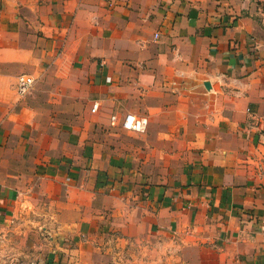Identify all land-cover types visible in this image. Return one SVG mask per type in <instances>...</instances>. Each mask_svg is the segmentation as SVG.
I'll list each match as a JSON object with an SVG mask.
<instances>
[{"label":"crops","instance_id":"crops-1","mask_svg":"<svg viewBox=\"0 0 264 264\" xmlns=\"http://www.w3.org/2000/svg\"><path fill=\"white\" fill-rule=\"evenodd\" d=\"M126 113L146 131L111 120ZM171 161L175 184L142 172ZM16 260L264 264V0H0V264Z\"/></svg>","mask_w":264,"mask_h":264},{"label":"built area","instance_id":"built-area-1","mask_svg":"<svg viewBox=\"0 0 264 264\" xmlns=\"http://www.w3.org/2000/svg\"><path fill=\"white\" fill-rule=\"evenodd\" d=\"M158 34L154 35L156 39ZM35 82V78L28 74H22L17 78L15 89L19 98H24L32 89ZM97 105L94 104L92 110H95ZM111 120L116 122L121 129L133 132V133H144L147 129L148 119L145 116H137L133 113H126L119 120L116 115L111 116Z\"/></svg>","mask_w":264,"mask_h":264},{"label":"rangeland","instance_id":"rangeland-1","mask_svg":"<svg viewBox=\"0 0 264 264\" xmlns=\"http://www.w3.org/2000/svg\"><path fill=\"white\" fill-rule=\"evenodd\" d=\"M124 134H125V140L127 142H131L133 141V139H135L134 137L135 135H131V133L124 132ZM169 163L170 164L168 165L159 164V165H155L151 167L148 166V167L142 168V172L143 174H146V176L150 179V182L167 180L169 183L175 184L178 182L179 176L183 174V168L175 165L174 162L172 161ZM28 248L31 249L32 247L29 246ZM20 261L21 260H16V262H13V263L22 264Z\"/></svg>","mask_w":264,"mask_h":264},{"label":"water","instance_id":"water-1","mask_svg":"<svg viewBox=\"0 0 264 264\" xmlns=\"http://www.w3.org/2000/svg\"><path fill=\"white\" fill-rule=\"evenodd\" d=\"M205 87H206L207 89H210V83H209V82H206V83H205Z\"/></svg>","mask_w":264,"mask_h":264}]
</instances>
